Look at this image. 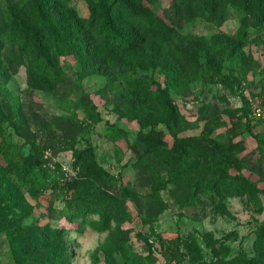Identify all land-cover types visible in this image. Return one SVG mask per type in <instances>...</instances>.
<instances>
[{"label": "rangeland", "instance_id": "rangeland-1", "mask_svg": "<svg viewBox=\"0 0 264 264\" xmlns=\"http://www.w3.org/2000/svg\"><path fill=\"white\" fill-rule=\"evenodd\" d=\"M42 1L60 14V40L70 38L67 13L89 15L86 0ZM147 1L158 37L105 57L103 74L87 55L48 43L34 79L28 59L0 42V110L10 121L0 139L18 157L36 153L19 187L25 211L0 232V264H22L9 244L17 235L38 257L33 230L45 226L65 230L66 264H264V21L229 6L216 25L175 13L177 0ZM21 2L0 0V36L15 21L39 36ZM93 170L97 189L127 190L124 218L97 232L86 224L94 214L74 232L62 215L68 190Z\"/></svg>", "mask_w": 264, "mask_h": 264}, {"label": "trees", "instance_id": "trees-1", "mask_svg": "<svg viewBox=\"0 0 264 264\" xmlns=\"http://www.w3.org/2000/svg\"><path fill=\"white\" fill-rule=\"evenodd\" d=\"M20 10L24 11L39 27V36L33 32H25L18 21L12 22L10 31L0 36L3 45L14 48L22 57L28 59L30 75L36 79L42 74L44 65L37 54L46 50L48 43L57 52L84 54L92 62L90 71L103 74L102 60L108 55H134L137 48H141L146 41L157 38L154 32L153 17L147 0H86L89 15L80 18L73 13H67L70 27V38L60 40L55 31L60 24V14L55 9L53 1L49 4L42 0H21ZM173 6L176 13L178 8L186 12H195L207 22L220 25L225 20L224 11L227 7H234L243 15V20L253 25L264 21V6L261 0H177ZM150 13V14H149ZM155 18V17H154ZM247 27H240L238 34H244ZM172 38V36H171ZM38 40L39 46L34 44ZM34 59V60H32ZM135 85V84H134ZM137 86V85H135ZM4 124L10 125L5 113L0 110V136ZM203 137H193L187 141L192 144L201 141ZM180 141V146H181ZM155 149V150H154ZM148 150L149 153L161 155L159 149ZM16 145L5 144L0 139V232L12 227V219L25 211V202L20 192L23 179L29 177L33 169L29 168L30 161L35 159V149L30 150L27 157L16 156ZM164 153L173 156L170 151ZM83 152L76 156L78 165L87 166ZM230 163H223L222 168L229 167ZM221 165V164H220ZM190 175L197 182L201 180L200 173L194 167H187ZM95 171L80 179L68 190L70 193L68 208L62 211L63 217L71 224L77 225L74 232L80 231L85 219L94 214L97 220L86 222L88 227L97 231H105L111 223H120L124 218V202L128 197L126 189L120 193H106L94 187ZM101 173L106 177L108 174ZM205 170H202L204 173ZM203 175V174H202ZM84 223V222H83ZM60 228L48 226L34 229L38 240L33 244L38 257L32 260L29 254L28 237L17 235L9 238L11 252L16 261L22 264H66L67 253L63 242V232ZM29 241L32 242V239ZM32 245V244H31ZM109 264V262H108Z\"/></svg>", "mask_w": 264, "mask_h": 264}]
</instances>
